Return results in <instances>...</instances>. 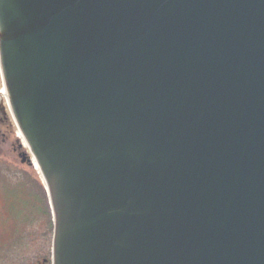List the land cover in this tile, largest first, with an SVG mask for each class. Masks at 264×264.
<instances>
[{
  "label": "water",
  "instance_id": "1",
  "mask_svg": "<svg viewBox=\"0 0 264 264\" xmlns=\"http://www.w3.org/2000/svg\"><path fill=\"white\" fill-rule=\"evenodd\" d=\"M0 71L52 264H264V0H0Z\"/></svg>",
  "mask_w": 264,
  "mask_h": 264
},
{
  "label": "rangeland",
  "instance_id": "2",
  "mask_svg": "<svg viewBox=\"0 0 264 264\" xmlns=\"http://www.w3.org/2000/svg\"><path fill=\"white\" fill-rule=\"evenodd\" d=\"M3 86L0 71V88ZM3 97L7 101V97L5 95ZM10 113L7 122L0 120V260L5 255L4 252L12 250L28 251L26 254L31 256L43 250V247H46L48 243L42 233L45 229V226L41 224L43 219H40V222H37V225L33 227L38 230L34 231L30 242L17 244L14 248L11 243L14 239L12 225L18 219L16 216L24 215L23 212L27 213L33 208L31 205L34 203L33 192L42 198L43 190H40V184L36 179L39 178L42 182L44 179L40 174L39 164L36 160L34 163L28 159L23 161L24 152L27 153V156L32 153ZM13 215H16V218H13ZM49 242L51 243V238Z\"/></svg>",
  "mask_w": 264,
  "mask_h": 264
},
{
  "label": "trees",
  "instance_id": "3",
  "mask_svg": "<svg viewBox=\"0 0 264 264\" xmlns=\"http://www.w3.org/2000/svg\"><path fill=\"white\" fill-rule=\"evenodd\" d=\"M36 180L38 184H40V190L41 191L43 190L41 194L43 199L39 197V195L37 196L35 192H33L32 196L34 199L33 200L34 203L31 204L33 208L27 213L23 212L24 215L22 214L19 216L15 215L18 219L12 225L13 228L12 232L14 234L13 237L14 239L11 241V243L13 248L17 244H24L32 240L31 236L34 234L35 230H38L37 228H33V227L37 225V222H40V219H43V222L41 224L45 226V229L42 232L43 235L46 237L45 239L49 241L50 238L52 237L54 230V221H53L52 209L49 202V196L47 193L45 183H43L44 181L42 182V180L39 178ZM15 216L13 215V218H16Z\"/></svg>",
  "mask_w": 264,
  "mask_h": 264
},
{
  "label": "flooded vegetation",
  "instance_id": "4",
  "mask_svg": "<svg viewBox=\"0 0 264 264\" xmlns=\"http://www.w3.org/2000/svg\"><path fill=\"white\" fill-rule=\"evenodd\" d=\"M53 234L51 243L49 241L43 250L36 252L33 255L26 254L28 251L21 252L19 250H12L4 252L5 255L0 260L1 264H52L53 263ZM45 245V244H44ZM26 254V255H24Z\"/></svg>",
  "mask_w": 264,
  "mask_h": 264
},
{
  "label": "bare ground",
  "instance_id": "5",
  "mask_svg": "<svg viewBox=\"0 0 264 264\" xmlns=\"http://www.w3.org/2000/svg\"><path fill=\"white\" fill-rule=\"evenodd\" d=\"M2 80H3V78H2ZM3 84H4V81H3ZM3 95L8 97V92H7V88H6L5 84L3 87L0 88V96H3Z\"/></svg>",
  "mask_w": 264,
  "mask_h": 264
}]
</instances>
